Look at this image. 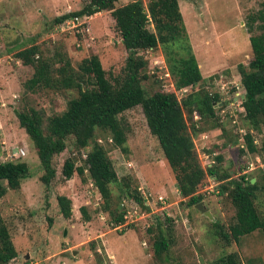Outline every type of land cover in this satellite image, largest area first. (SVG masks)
Listing matches in <instances>:
<instances>
[{
	"label": "rangeland",
	"instance_id": "374dc122",
	"mask_svg": "<svg viewBox=\"0 0 264 264\" xmlns=\"http://www.w3.org/2000/svg\"><path fill=\"white\" fill-rule=\"evenodd\" d=\"M85 1L0 0V160L24 161L28 165L27 176L19 187L7 190L0 200V214L16 250V256L8 264H209L215 257L232 251L237 253L241 264H264V237L259 230L228 243L216 234L219 227L228 230L234 207L224 195L217 194L214 179L206 176L200 189L202 202L211 218L193 206L183 204L172 173L156 138L148 131L139 106L119 115L126 152L113 144L108 131L95 129L93 140L105 147L116 172V180L108 183L109 196L104 203L86 172L82 179L76 172L66 180L61 175L64 159L71 158L74 165H80L89 149L88 146L75 150L71 136L66 138L65 148L52 157L55 175L51 182L48 185L40 182L42 169L34 146L19 127L15 112L35 108L44 116L59 113L77 92L75 88L27 90L24 83L31 77L33 67L22 65L12 53L34 40L43 56L55 65L65 56L76 68L82 58L96 54L107 77L118 74L125 52L108 11L83 16L77 21L66 19L58 24L52 21L58 15L79 9ZM128 1L117 0L115 5ZM262 1L177 0L188 43L202 76L193 90L202 85L204 89L218 92L222 102L216 106H219L218 120L204 119L196 123L202 127L215 124L193 136L197 158L207 167L212 157L220 154L221 168L246 172V177L253 181L264 177V150L253 155L245 153L241 147L245 143L237 141L241 133L236 130L238 125L243 127L253 134L255 146L261 147L264 126L255 130L242 121L239 110L243 89L237 65H246L251 56L248 36L259 30L254 28L247 32L248 17L256 14ZM139 54L147 61L144 68L147 78L141 82L146 93L166 91L164 85L171 82V75H163L167 67L161 49L157 47ZM221 105L225 110L223 116ZM197 118L193 117L194 120ZM228 119L234 124L232 129L236 133L229 127V134L223 137L221 128L228 130V125L220 124ZM233 119L235 123L231 122ZM229 137L236 141L225 145L224 141ZM19 148L24 153L17 157L15 152L17 154ZM214 163L217 162L213 160ZM124 181L130 189L139 192L147 208L122 193ZM57 195L70 199L71 215L68 218L59 213ZM158 196L163 198V203L157 201ZM254 204L264 215L262 188L256 192ZM81 207L85 208L88 220L82 217ZM121 209L125 210L123 222L114 226L108 211ZM166 216L172 219L173 243L168 258L159 260L153 255L151 241L157 232L156 221L165 223ZM212 222L217 226L214 227Z\"/></svg>",
	"mask_w": 264,
	"mask_h": 264
},
{
	"label": "trees",
	"instance_id": "16d2710c",
	"mask_svg": "<svg viewBox=\"0 0 264 264\" xmlns=\"http://www.w3.org/2000/svg\"><path fill=\"white\" fill-rule=\"evenodd\" d=\"M116 1L86 0L79 9L58 15L52 21L58 24L69 18L108 11L125 52L123 66L118 74L107 77L96 54L82 58L76 68L70 65L65 56L55 65L47 56H43L39 44L34 40L12 53L22 65L33 67L31 77L24 83L27 90L32 92L38 87L65 90L75 88L77 92L76 96L67 100L65 108L59 113L44 116L35 108L15 112L19 127L34 146L42 169L40 182L44 185L51 182L55 175L52 157L65 148V140L71 136L75 150L88 146L89 149L80 165H74L71 158L64 159L61 175L66 180L76 172L82 179L86 172L104 203L109 196L108 183L116 180V172L105 147L93 140L95 129L108 131L113 144L126 152L124 128L119 115L139 106L148 131L156 138L172 173L183 204L192 207L202 201L200 189L205 184L206 176L212 177L217 183V194L224 195L234 207L233 220L228 230L223 231L219 227L218 231L215 230L216 234L227 243L229 240L237 241L240 236L255 230H259L264 237V215L259 213L254 204L258 189L264 190V177L260 176L250 182L251 177H246V172L224 170L219 165L222 160L220 154L212 157V163L207 167L201 165L197 158L193 136L215 124L212 122L202 127L196 123L204 119L218 120L216 112L219 106H216L222 102L218 92L204 89L201 84L193 90L202 76L188 43L177 0H129L117 6ZM248 19L250 23L247 32L254 28L259 32L248 36L251 56L246 65H237L243 89L240 101L242 111L239 113H242L244 123L257 130L264 126V1L256 14L250 15ZM255 21L257 24H254ZM157 47L164 55L174 88L187 89L179 98L172 91L155 90L147 94L141 84L147 78L144 72L147 61L139 52ZM220 107L222 109V105ZM193 113H196L197 120L193 119ZM228 120L220 124L228 125V130L221 128L223 137L234 128V124ZM236 123L239 124L238 121ZM242 138L245 146L241 147L245 153L253 155L264 150V142L261 147H256L250 132L246 131ZM235 141L229 137L224 144L232 145ZM213 160L217 163L213 164ZM27 172L28 165L24 161L0 160V200L7 190L19 187ZM121 187L124 195L147 208L142 196L135 188L130 189L127 181L122 182ZM56 202L60 215L68 218L71 215L70 199L65 195H57ZM80 212L84 220L89 219L84 207L80 208ZM124 212L123 209L118 212L108 211L114 226L123 222ZM164 221H156L157 232L151 241L153 255L159 260L168 258L173 243L172 219L166 216ZM212 224L217 226L216 222ZM15 256L16 250L0 214V264H8ZM209 264L241 262L237 253L232 251L215 257Z\"/></svg>",
	"mask_w": 264,
	"mask_h": 264
},
{
	"label": "built area",
	"instance_id": "2783aa9c",
	"mask_svg": "<svg viewBox=\"0 0 264 264\" xmlns=\"http://www.w3.org/2000/svg\"><path fill=\"white\" fill-rule=\"evenodd\" d=\"M69 19H71V20H73V21H77V19L78 18H69ZM165 77H168L169 75H168V72H165L164 74H163ZM165 86V88H166V91H172L175 95H176V97L177 98H179L178 96L179 95H181L184 91H186L187 89L186 88H180V89H175L174 88V86H173V83L172 82H168V84H165L164 85ZM242 99V95L240 94V100ZM239 111H242V108H241V110H239ZM220 113H221V116H223V115H225V110H222L221 109V111H220ZM193 117L194 118H196L197 117V115H196V113H193ZM231 122L232 123H235V120L233 119V120H231ZM246 131L247 130H245L243 127H241V126H239L238 125V127H237V130H236V132H238V133H241V134H239L238 135V138H237V141H239V140H241V142H243V138H242V135L244 134V133H246ZM253 143L255 144V138L253 139ZM23 149L22 148H19L18 150H17V154H16V152H15V155L17 156V157H20V156H22L23 155ZM15 156V157H16ZM256 160H259L258 159V156H256ZM208 162V161H207ZM260 162V161H259ZM210 163H212V160H210L209 162H208V166H209V164ZM252 167H251V164L249 163V169H251ZM209 179H213L212 177H208ZM207 190V188H205L204 189V191H206ZM143 194V193H142ZM144 198H145V196H144ZM157 201H159V202H164V200H162L163 198L161 197V196H158L157 198ZM124 217H125V215H124ZM121 226V225H120Z\"/></svg>",
	"mask_w": 264,
	"mask_h": 264
},
{
	"label": "water",
	"instance_id": "95a60500",
	"mask_svg": "<svg viewBox=\"0 0 264 264\" xmlns=\"http://www.w3.org/2000/svg\"><path fill=\"white\" fill-rule=\"evenodd\" d=\"M251 182H253V179H251ZM198 212H202L204 215H206L208 218L210 217V213L208 212L207 208H205L204 204L202 201L198 202L193 206ZM26 258V256H25Z\"/></svg>",
	"mask_w": 264,
	"mask_h": 264
},
{
	"label": "crops",
	"instance_id": "0c3cea01",
	"mask_svg": "<svg viewBox=\"0 0 264 264\" xmlns=\"http://www.w3.org/2000/svg\"><path fill=\"white\" fill-rule=\"evenodd\" d=\"M30 44V43H29Z\"/></svg>",
	"mask_w": 264,
	"mask_h": 264
}]
</instances>
